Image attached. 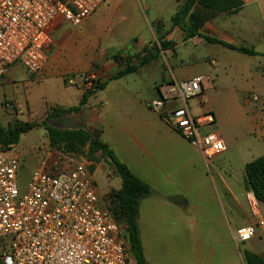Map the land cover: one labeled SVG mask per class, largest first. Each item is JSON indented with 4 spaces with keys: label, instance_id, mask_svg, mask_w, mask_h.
<instances>
[{
    "label": "rangeland",
    "instance_id": "374dc122",
    "mask_svg": "<svg viewBox=\"0 0 264 264\" xmlns=\"http://www.w3.org/2000/svg\"><path fill=\"white\" fill-rule=\"evenodd\" d=\"M120 1L119 8L110 7L113 12L105 15L108 18L115 16L111 25L101 23L94 32L89 29L90 25L100 20L105 10L98 12L93 21L88 20L75 28L60 23L53 32L48 53L49 65L44 72L31 74L18 65L10 67L8 78L12 94L0 105V125H6L8 120L14 118L40 122L44 111L58 106H76L78 88L69 86L78 87L90 75L103 82L119 68L110 55L123 51L133 36L138 38L137 41L130 39V45L123 51V55H138L143 46L158 43L152 22L159 21L164 33L168 35L167 39H173V34L178 29L171 28L170 17L184 0ZM130 15H134L132 30L128 29L129 23L125 22V18ZM242 18L239 17L240 21H243ZM111 29L119 31L118 39L109 38L108 32ZM103 49L110 53H105ZM212 49L224 52L231 64H234V61H250L251 65H254L262 61L259 56L249 58L219 46ZM169 55L170 59L174 60L169 51L161 52L156 61L140 68L135 74L110 81L105 89L96 92L95 97L91 98L79 113L62 115L51 120L49 126L90 132L92 136L106 143L118 156L119 161L126 162L136 172L135 167L139 161L146 165L147 160L133 145L124 128L135 124L134 120L158 122L157 116L147 108L146 103L154 93L155 84L163 81L162 79L167 80L171 68L175 69L171 62L169 66L163 60ZM200 67L211 73L212 69L216 71L218 68H212L204 62ZM218 73L225 84L243 87L242 69L232 72L224 64ZM209 76L214 78L213 74ZM60 81L69 88L60 87ZM85 89L87 87L83 84L82 90ZM209 91L205 93V101L214 102L215 98L221 97V92ZM230 92H226L227 95ZM8 103L10 107L6 106ZM227 105H233V113L241 123L219 127V135L226 148L224 153L214 157L208 164L202 160L201 167L197 166V162L195 169L186 170V176L174 175L167 178L161 172L152 175L146 171L139 172L140 180L150 189L149 196L139 202L137 218L141 247L147 264H190V259L186 257L196 250L204 253L213 250L218 253L232 249L236 255L243 250L261 255L264 250L262 236L239 245L232 239V232L249 222L248 213L244 214V210L248 211V206L243 167L257 153L249 151L247 147L248 143H256V139L254 135L248 134L245 125H242L245 120L244 110L235 101L233 104L228 102ZM261 107L258 100L253 104L257 111ZM200 108L191 103V114L198 116L201 113ZM216 129L218 130V127L212 130ZM45 147H49L46 131L38 126L22 135L18 144L10 149L11 152L17 153L19 191L25 189ZM77 155L87 161L86 147ZM96 157L99 158L97 164L88 161L89 166L94 167L90 173L100 197V204L106 207L109 192L118 189L120 180L100 158L99 153ZM165 197H173L174 203L168 198L164 199ZM258 210L264 217V204H259ZM218 256L220 255L212 259L213 264H223L222 258ZM128 264H136L131 255Z\"/></svg>",
    "mask_w": 264,
    "mask_h": 264
},
{
    "label": "built area",
    "instance_id": "2783aa9c",
    "mask_svg": "<svg viewBox=\"0 0 264 264\" xmlns=\"http://www.w3.org/2000/svg\"><path fill=\"white\" fill-rule=\"evenodd\" d=\"M104 1L0 0V80L14 65L39 73L57 26H80ZM97 80L86 77L84 87ZM210 89L207 76L171 78L157 84V97L147 103L206 164L226 148L212 130L213 115L193 116L189 102L202 105L201 96ZM18 170L17 153L0 145V264H128L125 227L100 204L86 159L45 147L23 191L17 187ZM252 197L246 196L249 222L232 232L236 245L264 236V217ZM259 256L264 258V250Z\"/></svg>",
    "mask_w": 264,
    "mask_h": 264
},
{
    "label": "crops",
    "instance_id": "0c3cea01",
    "mask_svg": "<svg viewBox=\"0 0 264 264\" xmlns=\"http://www.w3.org/2000/svg\"><path fill=\"white\" fill-rule=\"evenodd\" d=\"M241 1L243 2V6L239 12L223 13L211 17L201 26L199 33L203 36L212 37L227 44L234 45L236 47L252 49L255 53H257V55L255 56H259L262 59L261 62H257L256 64L251 65L250 61L243 63H238L234 61V64H231L229 58L224 52L214 51L217 49H212L216 46L219 47L222 46L217 44H210L202 36H196L194 38L184 40V36H185L184 32L183 30L178 28L175 29L182 31V38L180 42L175 43L173 39H167L168 35H166L165 37L166 41L172 40L175 43V45L162 52L165 53L169 51L172 57L174 58V60H171L170 55L167 56L168 59L165 57L163 58V60L166 61L169 66H170V62L172 63L173 66H175V69L172 70L171 68L170 76L168 79L173 78L175 80H187L199 75L207 76L209 78L210 77L209 75L213 74L214 78L212 77H211L212 79L210 78L212 81V89H210L211 91L209 92L212 91L221 92V97L215 98L214 102L211 101L207 102L205 101V93H206L205 92L201 96L202 105H200L199 107H201L200 108L201 113L204 111H208L213 115L214 117L213 128L215 129L216 127H218V130L216 129L218 133H219V127L222 125L233 126L241 123L240 120L233 113L234 111L233 105L229 107L227 105L228 102L233 104V102L235 101L238 104V106L244 110L245 120L243 121L242 125H245L248 134L254 135L256 139V143H248L247 145L249 151L252 150L257 153L256 156H253L248 161L251 162L257 157L264 156V0H241ZM120 4H121L120 0H105L89 15V17L82 24L86 23V21L88 20L89 22L93 21L94 17L98 12H103V10H105L106 14L104 13L102 15V18H100V20L96 22L97 24L94 23L90 25L89 29L94 32L96 28L100 26L101 23H106V24L108 23L111 25L115 16H113V18L110 17L108 18L105 15L113 12V9H109L110 7L119 8ZM181 5H179L176 8V10ZM175 11L173 12V14L175 13ZM173 14L171 15V17L173 16ZM133 17L134 15H130L127 18H125V22L129 23L128 29L130 30H132L134 23V20H132ZM239 17H243L242 18L243 21H240ZM153 23L154 22H152L151 24ZM108 34H109V38L116 40L118 39L119 37L118 34L120 33L118 30L111 29V31H109ZM136 38H137L136 36H133L130 39L136 42L138 39ZM130 39L128 42L124 40L125 42H127L125 45L126 48L124 50L128 49V46L130 45L129 44ZM146 46H150V43ZM146 46H143L142 49ZM103 51H105V53H110L104 49ZM123 51L117 53H119L121 56L125 58L131 57V56L123 55L122 54ZM241 55L249 58L255 57L244 54ZM153 62L154 61H152L151 63ZM202 62L208 64L212 68L214 67H218V68L216 71L212 69L213 72L211 73L210 71H207L200 67ZM223 63L227 66L228 70L232 72L235 71L236 69L238 70L242 69L244 81L243 83L240 81L242 83L240 84L243 87L240 86L238 87L236 86V84L228 85L224 83L222 76L219 75L218 73L222 65H224ZM48 65H49V58L45 63L44 67L40 70V72L42 73L44 72V70H47ZM177 65L179 66L176 67ZM8 71L0 80V105L3 103V101L8 99L7 98L8 96L12 94L11 92L12 87L10 88L11 84L8 78ZM108 77L103 80V82H107L105 88L110 82L108 81ZM162 80L165 81L164 79ZM160 82L162 81H159L155 84L154 93L151 96V98H149L147 103L157 97L156 86ZM82 85L83 84L81 82V84H79L78 87L69 86V87L78 88L77 89L78 102L83 91ZM59 86L62 88H69L67 86H64L61 81ZM229 91L231 92L229 95H227L226 92ZM251 93L254 94L251 95ZM95 94L88 99L84 107L88 105L91 98L95 97ZM251 97H258L257 99L258 102H261L262 107L259 111L253 108V104L256 103L257 101H251L250 100ZM191 103L198 105L197 100H191L189 102V107ZM99 104L101 105V102ZM44 114L45 111L43 112L41 118H43ZM155 115L157 116L158 122L156 120L154 122H142V121L134 120L135 124L131 125L129 128H124L125 133L131 137V142L133 143V145L137 147L140 153L143 154L147 160L146 165L142 161H139L138 165H136L135 167L136 172H134V170L126 162H124V164L128 167V169L138 178L140 177L139 172L142 173L145 171L149 172L150 175L154 174L155 172H161L165 175V177L169 178L174 175L186 176L187 175L186 170L195 169L194 167L197 164V162H198L197 166L201 167L202 166L201 164L204 161L201 155L196 150H194L169 125L164 123L157 114ZM7 123L6 125H0V127L2 128L7 127ZM254 144H258V146H255ZM116 157L118 158L117 155ZM119 187L120 184L118 188ZM224 187L226 189V184L224 185ZM247 195H249V193H247ZM167 198L169 201H172L173 197H165L164 199L167 200ZM257 204L259 205L261 203H257ZM247 213L248 211L244 210V214ZM262 239H264V236H262ZM228 251L218 252L219 253L218 254L213 250L205 253L196 250L194 252H191L190 255L186 257V259H190L189 261L190 264H213L212 259L216 257V255H220L218 257L222 258L223 264H244L241 253L237 252L236 255V253L232 249ZM143 257H144V264H147L144 251H143Z\"/></svg>",
    "mask_w": 264,
    "mask_h": 264
},
{
    "label": "trees",
    "instance_id": "16d2710c",
    "mask_svg": "<svg viewBox=\"0 0 264 264\" xmlns=\"http://www.w3.org/2000/svg\"><path fill=\"white\" fill-rule=\"evenodd\" d=\"M243 2L241 0H185L171 17V28H178L184 32V40L202 36L208 43L217 44L226 49L248 55L255 56L252 49L236 47L219 41L215 38L203 36L199 33L201 26L208 19L223 13H237L241 10ZM158 43H151L142 49L138 55L128 58L119 53L111 54L110 58L119 67L109 77L108 81L118 80L126 75L136 73L140 68L155 61L160 52L174 46L175 43L166 41V33L163 26L158 21L151 24ZM98 82L100 80H97ZM107 82H99L91 88L85 89L79 102L74 107H54L47 110L40 122L21 121L17 118L11 119L7 127H0V145L5 149L15 147L22 135L41 126L46 131L48 146L52 149L63 150L73 154H80L86 147L87 161L97 164L100 154L102 160H106L112 173L120 180V187L109 192L106 208L112 214L113 219L119 225L125 227L124 236L128 243L129 253L136 264H144V257L137 227L139 202L147 198L150 194L149 187L136 177L128 167L118 160L114 152L106 143L85 130L57 129L49 126V122L62 115L79 113L86 105L88 99L98 90H103ZM93 165L90 170L93 169ZM244 189L251 194L257 203L264 204V156H260L248 162L243 167ZM174 202V199H172ZM244 264H264V258L248 251L241 252Z\"/></svg>",
    "mask_w": 264,
    "mask_h": 264
},
{
    "label": "water",
    "instance_id": "95a60500",
    "mask_svg": "<svg viewBox=\"0 0 264 264\" xmlns=\"http://www.w3.org/2000/svg\"><path fill=\"white\" fill-rule=\"evenodd\" d=\"M181 38H182V31H181V30H178V31L173 35V41H174L175 43H179L180 40H181ZM104 163H105L108 167H110V164H109L106 160H104Z\"/></svg>",
    "mask_w": 264,
    "mask_h": 264
}]
</instances>
